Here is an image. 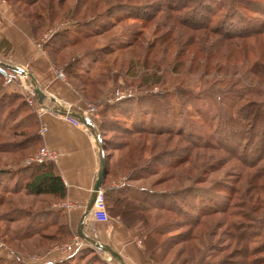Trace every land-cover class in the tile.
<instances>
[{
	"label": "rangeland",
	"instance_id": "1",
	"mask_svg": "<svg viewBox=\"0 0 264 264\" xmlns=\"http://www.w3.org/2000/svg\"><path fill=\"white\" fill-rule=\"evenodd\" d=\"M7 1L27 20L31 31L34 21L36 25L41 22L37 35L32 32L39 45H44L55 35L57 38L58 33L68 35L62 38V41L67 43L60 51L52 54V51L50 52L45 46L44 48L56 66V74L57 71H62L63 79L71 83L77 94L84 98L86 109L81 112L93 108L94 113L89 111L88 114L98 126L101 118L104 117L102 112L107 109L105 118L114 119L126 126H132L133 123L143 120L146 125L174 131L183 128L185 132L194 129V131L210 133L212 129H209L210 124L207 123L210 117L215 115L214 123L219 124V120L223 124L227 118L226 114L235 115L237 106L244 100L231 98V93L227 91V88L241 89L240 86H233L234 81L242 79L251 86L259 85L256 82L257 78L248 70L250 59L244 61L247 59L246 54L242 55L238 47L220 38L222 33L216 31V28L224 24L226 13L230 10L228 6L218 11L210 23V28L205 22L202 23L204 19L200 14L210 15L203 9L211 0H26L15 3ZM211 7L216 8V4ZM241 9L243 10L242 7ZM27 15H30L32 23ZM73 39L77 40L72 41ZM119 41L121 46L116 45ZM244 43L247 44V40L240 45ZM53 47L58 46L55 44ZM88 50L90 53L86 55ZM91 54L94 57L89 58ZM76 55L84 60L82 62L84 66H80L78 72L80 77L68 73L70 71L68 62ZM0 60L8 62L2 53ZM84 69H90L88 77L94 80L93 82L83 83L81 77H87ZM149 78L150 83L147 82ZM260 85L264 87V84ZM10 87H14L15 90H10ZM0 92L23 95L34 111L40 128V119L36 113L38 96L30 85L29 77L17 71L7 70L3 78L0 77ZM143 93L154 95H139ZM187 95H193L197 100H193L194 103L187 102L185 101ZM246 95L257 94L250 92ZM139 97L142 100L138 103ZM152 97L159 99V102L153 105L150 100ZM250 98L258 99L257 96ZM119 100H122L121 104L127 108L120 111L108 108L109 104ZM30 113L31 110L26 107L8 121L9 131L0 135V165L6 160H9L7 165L16 164L20 160L21 164L34 162L32 158L42 148L41 145L23 152L24 154L3 150L5 147H11L14 142L18 144L25 139L28 134L24 133L30 134L34 131L29 128L21 134H12V130H20L18 125L30 120ZM204 113L208 114V118ZM229 128L219 124L215 131L222 138L225 136L231 138ZM116 131L107 130L105 132L107 139L114 143L125 141ZM156 137L154 140L158 142L155 141L152 150H150L152 141L151 145L149 141L147 149L132 150L131 156L134 158L137 155L142 156L140 168L142 162H146V159H150L156 153L182 149L187 145L181 136ZM222 142L238 148L229 140L223 139ZM123 151L124 149L113 151L114 171L108 180L119 188L128 184L131 189L146 187L168 192L187 185L212 189L214 185L219 186L221 182L233 180L243 171L246 177L241 180L237 178L236 182L239 192L233 199L234 203L230 211L233 214L218 213L207 216L203 218V224L197 226L196 231L192 233L188 227L179 226L181 218L173 212L150 207L148 227L138 222L130 228L131 239L136 241L137 245L145 247L147 230L168 225L169 230L164 236L159 237L164 243L166 239L167 244L161 245L152 253H148L144 248L142 257H148L152 264H220L225 259L229 260L230 264H241L243 256L235 255L234 247L237 242L241 245L244 242L233 238L240 230L232 229L228 224L243 222L257 227L259 219L264 221V176L251 182L247 176L254 170H246L242 161L233 157L230 151L196 148L192 150L190 158L180 165H172L168 168L157 165L150 172L142 171L143 174L139 173V170L140 175L130 179L126 176L127 165L123 166L118 161ZM166 159L175 161L177 157L168 156ZM262 165L259 164L258 168ZM6 191L0 187V195L3 196V202L0 203V262L1 264L40 263L43 258L39 257H46L45 253L40 252L45 246H32V237L17 238V231H22L21 228H24L27 222V218L18 213H21L22 209H43L48 206L51 197L34 196L23 190ZM217 192L218 190L214 189V193ZM221 193L225 192L221 191ZM177 203L180 206V202ZM183 209L187 207L184 206ZM8 214L17 218L10 220ZM113 220L114 218L111 217L108 222L98 224V228L106 232ZM189 232L192 233L190 236L192 238L183 240L184 242L179 240L183 234L189 236ZM249 235L252 238L246 243L251 249L253 248V252L248 256L245 264H264V235H255L252 232ZM74 236L72 234L57 244L72 241ZM81 241L83 245L80 248L73 247L70 252L83 249L85 260L82 264H106V261L116 264L108 253L94 248L82 237ZM105 242L110 243L107 239Z\"/></svg>",
	"mask_w": 264,
	"mask_h": 264
},
{
	"label": "trees",
	"instance_id": "2",
	"mask_svg": "<svg viewBox=\"0 0 264 264\" xmlns=\"http://www.w3.org/2000/svg\"><path fill=\"white\" fill-rule=\"evenodd\" d=\"M10 1L15 3L17 1L24 2L26 0ZM215 4L216 8L211 7ZM227 6L230 10L226 13L225 21H223L224 24L216 28V31L222 33L220 38L225 40L227 43L238 47L242 55L246 54L245 57L247 59L244 61H248L250 59L248 61V70L253 77L257 78L256 82L259 84L258 86H251L249 83H246V81L244 82L242 79H239L234 81L233 86H240L241 89L236 90L227 88V91L231 93V98L244 99L237 106L236 114H226V121L223 122L224 126L226 125L228 128L230 127L229 132L232 134L231 138L228 136L222 138L217 135V131L215 130L219 124H223L222 121L220 122L219 120V124L214 123L215 115L209 118L210 121H207V123L210 124L209 129H212L209 133L205 131L199 132L198 130L194 131V129L185 132L183 128L178 131H174L173 129H164L162 127H155L154 125H146L143 120H140L138 123H133L132 126H126L114 119L110 120L105 118L108 112L107 109L102 112L104 117L101 118L99 131L100 141L106 159V173L103 179L102 188L105 192L106 205L110 216L113 218H119L128 228H133L138 222H140L141 225L148 227L150 224L148 209L153 207L173 212V214H176L181 218V223H178L179 226L188 227L193 233L196 231L197 226L203 224V218L207 216L218 213L233 214L230 212L234 203L233 199L239 192V188L236 185V182L238 181L237 178L241 180L244 179L246 175L242 171L238 173L240 175L235 176L233 180H227L224 183L221 182V184H219L221 187L217 184L214 185L212 189L211 187H200L199 185H187L173 192H168L158 191L146 187L131 189L128 184L119 188L111 186L108 181L110 175H112L114 171L112 158L113 151L116 149H124L123 154L120 155L118 161L120 164H123V166L127 165L128 172L126 176L130 179L136 178L140 175L139 173L143 174L142 171L150 172V170H152V168H156L155 166L157 165H162L163 168H168L172 165H180L190 158L192 150L196 148L223 149L230 151L233 153V157H237L242 161L246 170H254L249 172V176H247L248 180L251 182H255L264 176V165H262V162L264 164V87L260 85L264 84V0H211L210 4L205 5V8L203 9L208 11L210 15L200 14V16L204 19L202 23L205 22L206 26L210 28V23L213 21V18L216 16L218 11H221L222 8H227ZM27 16L31 19L30 15ZM41 25V22H39V25H36L35 21L32 23V32L35 35H37ZM65 35V33H58L57 38V35H55L54 38L51 39L52 41L49 40L47 43H44L45 48L49 49L50 52L52 51V54L60 51L67 43V41H62V38H64ZM67 36L68 35L65 37ZM76 40L77 39H73L72 41ZM246 40L247 44L244 43L240 45ZM55 44L58 47H53ZM116 45L121 46V42L119 41ZM88 52L89 50L84 53L87 55L90 53ZM247 53L249 54L247 55ZM92 56L94 57V55L91 54L89 58ZM83 61L84 60L81 59V56H74L68 62L70 70L68 73H71V76L77 75L80 77L81 75L78 72H80V66L82 67ZM89 70L90 69H84L87 77H81L84 84L94 81L88 77L90 75ZM3 75L4 74L0 72L1 78H3ZM147 82H151L150 78ZM250 92L257 95H246L250 94ZM139 95L154 94L143 93ZM245 96L248 97L244 98ZM251 96H257L258 99L250 98ZM195 99L197 100L195 96L193 97V95H187L185 101L194 103L193 100ZM137 100L139 103L142 99L139 97ZM150 100L153 105L159 102V99L154 97ZM121 103L122 100L116 101L109 104L108 108L119 111L123 110L126 106ZM26 107L31 110L29 115L30 120L22 125H18L20 130H12V134H21L22 131L25 132L29 128L34 131L30 134L24 133L28 134L25 139L19 141L18 144L14 142L11 147H5L3 149L5 152L24 154L23 152L33 149L36 146H40L42 138L38 134L39 121L34 111L31 109V106H29L24 99L23 95L0 92V135L5 131H9V128L7 127L8 121L12 119L18 111ZM112 115H114V113H112ZM204 116L208 118L207 113H204ZM107 130H117L116 132L118 135L123 136L122 138H124L125 141L117 143L110 142L111 140H108L105 135ZM160 135L181 136L185 139L187 145L183 146L182 149L156 153L150 159H146V162H142V166L140 168L139 164L142 156L137 155L134 158L131 156L132 150H142V148L147 149L149 141L150 145L152 141L150 148V150H152L153 146L156 144L155 141L158 142V140H154V138H157L156 136ZM223 139L229 140L238 148L231 147V145L229 146L223 143ZM168 156H175L177 159L175 161L166 159ZM143 160L144 158L142 161ZM7 163H9V160H6L3 165H0V187L7 190L6 192H19L23 190L25 193L30 195L51 197L48 206L43 209L20 210L21 213H18V215L21 214L27 218V222L25 223L24 228H21L22 231H17V238L30 239V237H32V246L40 247L41 245L47 246L56 241L72 236L73 232L68 225L66 215L60 211H55L49 208L52 201L65 198L67 193L66 186L61 178V175L56 170L54 162L47 161L41 163L32 162L30 164H21L20 160L16 164L7 165ZM259 164L262 165L260 168H258ZM214 189L218 190V192L214 193ZM221 191L226 194L221 193ZM2 202L3 196L0 195V203ZM177 202H180V206ZM255 204L257 205L258 203ZM184 206H186L187 209H183ZM191 211H193V213ZM7 216L10 220L17 218L12 214H8ZM257 222L259 223L257 227H252L253 225L244 224L243 222H241V224L229 222L228 224L230 228L240 230L233 238L238 241L243 240L244 242V244L241 245L236 241L237 244L234 247V254L243 256L241 264L247 263L246 259H248L250 253L252 254L253 252V248L251 249L246 243L247 241H250V238H252L249 234L252 232V234L255 233V235H264V221L259 219ZM168 230V225L157 226L147 230L144 247L145 251L152 253L161 245L167 244L166 239L164 243V241H160L159 237L161 235L164 236ZM192 233L189 232V236L188 234H183L179 240L185 241L192 238L190 237ZM83 254V249H76L72 253L69 252L66 254L64 258L59 261H42L36 264H82L85 260ZM105 263L111 264L108 261ZM220 264H230V261L225 259Z\"/></svg>",
	"mask_w": 264,
	"mask_h": 264
},
{
	"label": "crops",
	"instance_id": "3",
	"mask_svg": "<svg viewBox=\"0 0 264 264\" xmlns=\"http://www.w3.org/2000/svg\"><path fill=\"white\" fill-rule=\"evenodd\" d=\"M0 53L6 56L8 62L26 66L47 94L56 97L66 107L83 111L84 98L77 94L71 83L57 76L56 66L47 55L44 45L37 43L27 20L7 0H0ZM10 90L15 88L10 87ZM38 117L41 125L47 127L43 134L38 131L42 138L41 146L56 151L58 159L54 165L67 190L65 198L52 201L49 208L66 215L68 225L75 235L74 239L78 235L79 221L97 177L99 143L89 128L76 125L57 112L47 110ZM90 120L100 134L97 123L91 118ZM111 186L118 185L112 183ZM63 202H71L73 207L66 209L61 205ZM89 222L85 220L84 231L100 241H110L108 244L122 254L127 264H152L148 257H142L144 246L137 245L131 239L132 231L121 220L114 218L106 232L98 228V224H103L102 222ZM57 242L59 241L43 247L40 252L45 253L46 257L39 258H43V261L63 259L66 254L56 248Z\"/></svg>",
	"mask_w": 264,
	"mask_h": 264
},
{
	"label": "water",
	"instance_id": "4",
	"mask_svg": "<svg viewBox=\"0 0 264 264\" xmlns=\"http://www.w3.org/2000/svg\"><path fill=\"white\" fill-rule=\"evenodd\" d=\"M7 70H13L19 72L21 75L25 77H29L30 85L33 87L34 92L38 96L39 102L45 106L49 111L57 112L64 116H70L77 119L82 125L89 128L92 134L95 136V139L99 143V169L97 173V177L92 189V193L88 199V202L84 208L82 216L78 225V234L85 239L88 243H90L94 248L100 249L110 255V257L115 261L116 264H127L124 260L122 254L115 249L112 245L102 242L96 239L93 236H90L84 231L85 225V217L89 212L92 204L95 201L98 190L102 188L103 179L106 173V159L103 153V147L100 141V134L96 130L95 124L87 117L84 112L74 110L70 107H66L62 103H60L56 97L53 95L47 94L39 85L37 78L35 75L24 65L15 63V62H4L0 60V72L3 74L7 73Z\"/></svg>",
	"mask_w": 264,
	"mask_h": 264
},
{
	"label": "built area",
	"instance_id": "5",
	"mask_svg": "<svg viewBox=\"0 0 264 264\" xmlns=\"http://www.w3.org/2000/svg\"><path fill=\"white\" fill-rule=\"evenodd\" d=\"M57 76L64 78V73L62 71H57ZM47 110L48 109L38 101V105L36 108L37 114L40 116L44 111ZM92 110L93 108L91 109L88 108L87 111L84 112L89 119L91 117L89 116L88 113L89 111L91 113H94V111ZM65 117L70 121L74 122L76 125H82L77 119L73 117L70 116H65ZM39 130L40 133L43 134L47 130V127L44 124H42ZM57 159H58V155L56 151L48 147H42L32 158V160L37 163L47 162V161L56 162ZM61 205L66 209H71L73 207V203L71 202H63L61 203ZM110 218L111 216L107 209L106 200H105V192L101 188L100 190H98L95 201L92 204L89 212L87 213L85 220L88 222L91 221V222L104 223V222H108ZM82 243L83 242L81 241V236L78 234L72 241L57 245L56 248L60 250L62 253H68L73 249V247L80 248L83 245Z\"/></svg>",
	"mask_w": 264,
	"mask_h": 264
}]
</instances>
